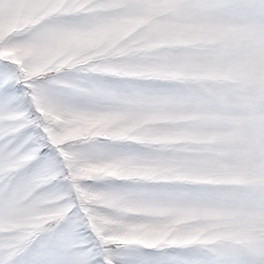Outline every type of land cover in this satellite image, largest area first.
<instances>
[{
	"label": "snow or ice",
	"instance_id": "1",
	"mask_svg": "<svg viewBox=\"0 0 264 264\" xmlns=\"http://www.w3.org/2000/svg\"><path fill=\"white\" fill-rule=\"evenodd\" d=\"M0 264H264V0H0Z\"/></svg>",
	"mask_w": 264,
	"mask_h": 264
}]
</instances>
